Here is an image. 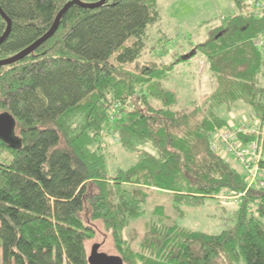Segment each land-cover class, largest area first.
<instances>
[{"label": "trees", "instance_id": "obj_1", "mask_svg": "<svg viewBox=\"0 0 264 264\" xmlns=\"http://www.w3.org/2000/svg\"><path fill=\"white\" fill-rule=\"evenodd\" d=\"M71 1L0 0L12 21L0 60L42 38ZM158 2L73 6L36 52L0 67V109L14 117L19 140H0L11 154L0 160V264H89L86 242L97 223L124 264H264V189L248 192L219 235L162 220L152 223L140 252L125 248L124 231L145 214L144 189L170 194L175 208L244 192V176L211 140L228 126L225 111L246 106L264 123V16L244 14L248 4L233 0L240 12L198 46L215 91L203 106L190 102L194 110L181 112L169 84L174 65L126 69L151 49L149 33L161 23ZM6 29L0 16V38ZM113 119L135 164L111 174L96 144ZM155 215L164 219L161 208Z\"/></svg>", "mask_w": 264, "mask_h": 264}, {"label": "rangeland", "instance_id": "obj_2", "mask_svg": "<svg viewBox=\"0 0 264 264\" xmlns=\"http://www.w3.org/2000/svg\"><path fill=\"white\" fill-rule=\"evenodd\" d=\"M259 1L263 5L257 8ZM158 4L161 23L149 33L151 39L149 47L151 49H147L144 59L139 64L128 66L126 69L128 72H134L138 68L157 64V68L162 70L174 65V70L172 71L173 77L169 84L171 88L178 92L179 100H182L177 109L181 112H191L195 107L190 102L203 106L216 88L215 83L210 79L206 60L200 55L198 46L209 40L210 31L213 28L225 24V21L230 16L238 14L240 10L233 0H159ZM244 4H248L245 8L246 10H243L244 14L251 13L259 18L264 16V0H244ZM258 42V45L262 46L264 39L262 38V41ZM152 46H157L155 50L159 52V55H155L152 52ZM182 58H185V61L177 64ZM2 113L5 112L3 109H0V114ZM249 114L250 110L246 106L223 112L222 115L228 123V126L223 130L229 129L234 131L238 127L260 125L259 132L261 136L259 139L262 141H259L263 142L264 149V123L261 119L250 117ZM114 120L111 128H107L105 134L96 144V147L102 148L109 160V172L111 174L115 172L117 167L129 169L135 164L134 157L129 156L124 149L123 143L126 137L119 126L114 124ZM78 122L79 120L75 124H79ZM217 134L218 132L212 137L211 143H213ZM256 134L257 132L247 138H251L250 141H256L258 138ZM17 135H19L18 131ZM222 154L223 156L220 155V157L232 162L240 170L246 182V171L243 167L231 154L224 152ZM262 155L264 158V150ZM10 158L11 154L9 151L2 150L0 147V160L10 161ZM261 166L264 169V159ZM257 178L260 179L255 188L256 190H263L264 175L262 178L259 176ZM144 190L148 194V199L143 206L145 214L130 223L122 236L125 248L131 249L134 252L141 251L142 239L152 223L156 222L160 224L162 220L166 222V225L175 223L180 228L188 231L219 235L226 229L225 218L229 222V218L233 216L234 210L244 200L242 198L241 201H238L233 196L240 193L227 191L206 200L196 207L181 206L180 208H175L170 194L157 190ZM257 205L258 203L253 206V211H256ZM157 208L163 210L164 219H159L158 215H155ZM97 224L90 225L94 229V235L86 242L88 257L93 246L97 244L100 245L99 251L101 253L121 257L116 248L117 245L114 238L104 230L101 224Z\"/></svg>", "mask_w": 264, "mask_h": 264}, {"label": "built area", "instance_id": "obj_3", "mask_svg": "<svg viewBox=\"0 0 264 264\" xmlns=\"http://www.w3.org/2000/svg\"><path fill=\"white\" fill-rule=\"evenodd\" d=\"M262 5L263 3L259 1L257 8H260ZM259 129L260 125H247L243 126V128L238 127L234 131L229 129L221 130L216 135L213 143H211V147L217 155L223 156L222 152L231 154L246 171V190L243 193L233 195L238 201L245 198L249 191L256 190L255 187L260 179L257 176L262 178L264 175V169L261 166L264 159L262 157L264 149L263 142H260L262 140L259 139L261 136ZM256 132L258 136L257 140L250 141L251 138L247 137L253 136ZM238 134L241 135L238 136Z\"/></svg>", "mask_w": 264, "mask_h": 264}, {"label": "water", "instance_id": "obj_4", "mask_svg": "<svg viewBox=\"0 0 264 264\" xmlns=\"http://www.w3.org/2000/svg\"><path fill=\"white\" fill-rule=\"evenodd\" d=\"M110 0H101L97 3H84L79 0H73L66 4V6L58 14L52 28L42 38L36 41L34 44L23 50L22 52L14 55L5 60H0V67H7L16 64L26 57L36 52L42 45L50 40L55 33L58 31L60 22L68 10L73 6H79L84 9H97L106 5ZM0 16L4 19L7 24V29L4 35L0 38V47L8 39L12 30V21L6 16L4 11L0 7ZM16 121L14 117L9 113L0 114V140L10 144L17 145L19 140L15 137ZM100 245H94L90 256L88 257L89 264H124L123 259L119 256H109L105 253H101Z\"/></svg>", "mask_w": 264, "mask_h": 264}]
</instances>
